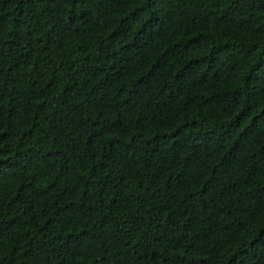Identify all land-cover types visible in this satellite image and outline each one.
<instances>
[{"label":"trees","instance_id":"1","mask_svg":"<svg viewBox=\"0 0 264 264\" xmlns=\"http://www.w3.org/2000/svg\"><path fill=\"white\" fill-rule=\"evenodd\" d=\"M0 264H264V0H0Z\"/></svg>","mask_w":264,"mask_h":264}]
</instances>
